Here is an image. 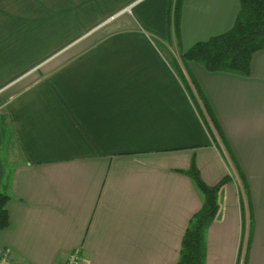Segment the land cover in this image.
I'll use <instances>...</instances> for the list:
<instances>
[{
	"label": "crops",
	"instance_id": "0c3cea01",
	"mask_svg": "<svg viewBox=\"0 0 264 264\" xmlns=\"http://www.w3.org/2000/svg\"><path fill=\"white\" fill-rule=\"evenodd\" d=\"M169 6L0 0V264L76 250L82 264H175L203 202L192 164L207 185L227 178L206 264H264V49L246 77L182 62L232 27L239 3L182 0L175 34Z\"/></svg>",
	"mask_w": 264,
	"mask_h": 264
},
{
	"label": "trees",
	"instance_id": "16d2710c",
	"mask_svg": "<svg viewBox=\"0 0 264 264\" xmlns=\"http://www.w3.org/2000/svg\"><path fill=\"white\" fill-rule=\"evenodd\" d=\"M239 10L232 27L206 40L198 41L180 54L182 62L194 61L203 65L208 71H222L239 76H249L252 56L264 49V0H238ZM182 0H170V28L175 34ZM193 83V82H192ZM195 91L206 113L212 120L216 132L220 130L213 118L211 109L193 83ZM221 141L224 140L220 136ZM193 180L203 198L200 209L190 218L182 236L179 258L175 264H206V230L218 211V191L227 181L224 177L219 184H205L194 164L186 171ZM9 196L0 192V230L9 225L6 202ZM248 209V205H247ZM249 212V211H248ZM249 215V214H248ZM250 216V215H249ZM246 224L248 248L251 219Z\"/></svg>",
	"mask_w": 264,
	"mask_h": 264
},
{
	"label": "built area",
	"instance_id": "2783aa9c",
	"mask_svg": "<svg viewBox=\"0 0 264 264\" xmlns=\"http://www.w3.org/2000/svg\"><path fill=\"white\" fill-rule=\"evenodd\" d=\"M1 256L3 260L9 259L10 254L7 251H2ZM83 258L81 253L76 250L70 254H68L62 261L61 264H82ZM13 264V263H10Z\"/></svg>",
	"mask_w": 264,
	"mask_h": 264
},
{
	"label": "rangeland",
	"instance_id": "374dc122",
	"mask_svg": "<svg viewBox=\"0 0 264 264\" xmlns=\"http://www.w3.org/2000/svg\"><path fill=\"white\" fill-rule=\"evenodd\" d=\"M203 109H204V107H203ZM205 110V109H204ZM188 226V225H187ZM246 240H247V230H246V227L244 228V231L242 230V235H241V249H240V251H241V253L243 254V251H244V254L247 252V245H246Z\"/></svg>",
	"mask_w": 264,
	"mask_h": 264
}]
</instances>
